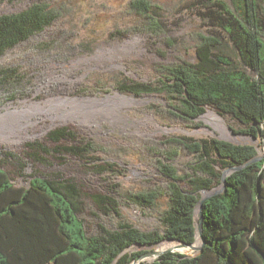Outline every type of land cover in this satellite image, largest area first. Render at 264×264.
Returning a JSON list of instances; mask_svg holds the SVG:
<instances>
[{"label": "trees", "instance_id": "16d2710c", "mask_svg": "<svg viewBox=\"0 0 264 264\" xmlns=\"http://www.w3.org/2000/svg\"><path fill=\"white\" fill-rule=\"evenodd\" d=\"M108 1L71 5L62 0H39L17 13L1 15L0 57L55 24L82 30L75 42L88 50L123 31H161L168 23L162 7L151 0ZM184 2L187 10H197L216 33L200 32L202 40L192 61L173 67L153 65L152 83L127 85L122 72L94 73L100 76L96 83L113 81L121 90L136 94L167 93L178 101V107L168 109L170 115L186 120L193 121L213 105L242 123L235 132L264 144V0H182L180 6ZM104 7L113 21L94 28L100 24L94 14ZM222 35L230 39L237 58L219 51ZM209 111L222 120L221 114ZM181 143L194 156L191 171L177 172L161 164L162 172L173 181L160 210L161 227L154 231L120 222L113 228L100 223L96 232L89 233L80 214L81 190L74 182L36 176L28 186L15 185L0 168V264H131L143 253L127 252L135 244L153 246L165 239L193 243L198 230L195 208L200 199L196 191L222 182L219 164L226 169L242 165L256 158L258 150L253 144L212 137L183 136ZM177 181L190 183L192 189L184 191ZM125 194L131 202L144 206H154L161 195L153 190H126ZM109 198L95 196L103 209L108 208L103 203ZM203 214L205 244L201 252L188 256L168 251L152 264H264V157L229 174L226 187L204 201Z\"/></svg>", "mask_w": 264, "mask_h": 264}, {"label": "rangeland", "instance_id": "374dc122", "mask_svg": "<svg viewBox=\"0 0 264 264\" xmlns=\"http://www.w3.org/2000/svg\"><path fill=\"white\" fill-rule=\"evenodd\" d=\"M37 1L0 0V16L17 13ZM62 1L71 5L89 2ZM122 1L111 0L117 4ZM151 1L162 7L164 21L168 22L161 31L148 29L134 34L123 31L121 36L113 35L85 50L75 42L82 30L71 31L55 24L0 57V115L9 109H48L24 119L26 124L18 128L0 129V168L9 173L15 185L28 186L36 176L74 182L81 190L80 214L89 233L96 232L100 223L113 228L120 222H129L142 231L161 227L160 210L173 181L162 172L161 164L186 173L191 171L194 161L193 154L181 143L183 136L212 137L241 145L256 143L264 155L261 139L235 132L234 129L243 127L242 123L213 105L205 108L204 115L186 120L170 115L168 109L178 107V101L167 93L136 94L121 90L113 81L96 83L100 77L94 75L97 72H122L127 85L152 83L153 65L173 67L192 61L196 45L202 40L200 32L215 33L197 10H187V2L180 6L182 0ZM109 12L104 7L94 14L100 23L94 28L113 21ZM222 36L219 51L237 58L238 52L230 39ZM210 109L221 114L220 121L226 127L219 126L213 120L215 117L205 116L213 114ZM217 168L222 174L227 170L220 164ZM177 182L184 191L192 189L186 181ZM217 187L221 188L222 182L212 189ZM210 189L196 191L199 201ZM126 190H153L161 195L154 206H144L131 202ZM97 195L110 196L103 203L109 209L101 208L95 200ZM195 213L197 223L200 221L197 206ZM165 241L180 244V240L166 239L161 243ZM159 243L129 247V253L143 252L131 264H152L168 252L151 256ZM198 247L188 252L172 251L196 256L201 252Z\"/></svg>", "mask_w": 264, "mask_h": 264}, {"label": "bare ground", "instance_id": "6f19581e", "mask_svg": "<svg viewBox=\"0 0 264 264\" xmlns=\"http://www.w3.org/2000/svg\"><path fill=\"white\" fill-rule=\"evenodd\" d=\"M46 110H48L46 107H29L26 109L23 108V109H13V110L9 109L8 111H6L0 115V129H6L7 126L8 127L10 126V128L12 126L13 129H15L16 127L18 128V127L26 124L24 119L30 118L33 114H35L38 111L42 112V111H46ZM203 115L201 116V118L203 117ZM207 115H209L212 119H213V117H215L216 119H213V120L216 121V123L219 126L226 127L220 121L221 118L219 116H217L216 113H213V114L208 113L205 116H207ZM217 119H219V120H217ZM11 124H14V125H11ZM200 244H201V238L199 235H197L196 242L192 246L181 247L176 242H166V241L162 242V243L160 242L157 246H155V252L151 256L157 257V255L162 254V252L165 250L166 251L167 250H174V251H180V252H188L189 250L194 248V246H198Z\"/></svg>", "mask_w": 264, "mask_h": 264}, {"label": "water", "instance_id": "95a60500", "mask_svg": "<svg viewBox=\"0 0 264 264\" xmlns=\"http://www.w3.org/2000/svg\"><path fill=\"white\" fill-rule=\"evenodd\" d=\"M230 130L233 131V128L230 127ZM252 138H255L256 139V137H252ZM253 145H255L256 146V149L258 150V156L256 158H253V159L249 160L248 162H246V163H244L242 165L239 164V165H234V166H231V167L227 168V170L222 174V187L221 188L217 187L215 189H210L208 191V193H206L205 195H203V197L201 198V200L197 202V208L199 209V212H200V221L197 222L198 230L196 231V235H199L200 238H201V244L198 247L199 251H202L203 245L205 244V240H204V237H203V230H204V227H203V215H204L203 214V203H204V201H206L210 196L211 197L214 196L216 193H218L224 187H226V177L229 174L233 173L236 170L245 168L249 163H251L254 160L257 161V160H260V159H262L264 157V155L260 153V151H263L260 148V146L257 145L256 143L253 144ZM194 217H195V219L197 221L196 213H195ZM177 241H179V240H177ZM179 242H180L179 245H181V246H192L194 244V242L191 243V244H186V243H183L181 241H179ZM167 251H172V250H167ZM133 264H136V262H133Z\"/></svg>", "mask_w": 264, "mask_h": 264}, {"label": "built area", "instance_id": "2783aa9c", "mask_svg": "<svg viewBox=\"0 0 264 264\" xmlns=\"http://www.w3.org/2000/svg\"><path fill=\"white\" fill-rule=\"evenodd\" d=\"M263 128H264V123H263Z\"/></svg>", "mask_w": 264, "mask_h": 264}]
</instances>
